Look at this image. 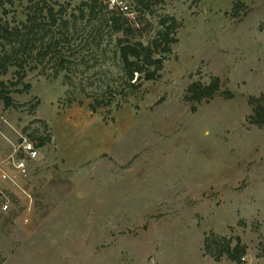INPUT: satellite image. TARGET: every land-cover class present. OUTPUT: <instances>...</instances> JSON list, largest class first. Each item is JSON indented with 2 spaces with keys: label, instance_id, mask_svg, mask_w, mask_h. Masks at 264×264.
I'll return each instance as SVG.
<instances>
[{
  "label": "rangeland",
  "instance_id": "obj_1",
  "mask_svg": "<svg viewBox=\"0 0 264 264\" xmlns=\"http://www.w3.org/2000/svg\"><path fill=\"white\" fill-rule=\"evenodd\" d=\"M38 1L0 0V18L24 23ZM44 1L70 20L69 63L58 69L54 55L34 51L22 82L17 67L0 75V166L14 176L0 193V264H235L205 254L211 235L240 239L243 263L264 264V128L250 124L248 103L264 101V0H120L127 15L99 0L134 42H151L163 16L180 27L159 79L96 111L98 95L124 86L122 36L74 23L89 0ZM213 77L233 98L192 112L188 86ZM40 137L48 141L37 147ZM23 139L39 157L20 175Z\"/></svg>",
  "mask_w": 264,
  "mask_h": 264
},
{
  "label": "trees",
  "instance_id": "obj_2",
  "mask_svg": "<svg viewBox=\"0 0 264 264\" xmlns=\"http://www.w3.org/2000/svg\"><path fill=\"white\" fill-rule=\"evenodd\" d=\"M153 1L155 4H160L165 0ZM7 2L12 3V0H7ZM102 2L89 0L83 4L86 10H82L80 16H73L72 18L75 20L74 23L76 20L85 19L89 24L95 23V26H104L107 29L106 34L111 36V39L117 34L122 36L115 39L114 49L122 64L124 86L120 90L109 88L103 94L98 95L91 105L93 111L99 107L109 106L112 103L111 99H113L109 98V95H118L122 99H126L128 95L139 90L144 81L159 79L164 62L172 53V46L178 42L176 31L180 27L174 17L163 16L159 20L160 30L151 42L148 44L134 42L129 38L132 29L127 20L116 16L107 17V14L103 13L107 8L102 5ZM140 2L142 3V1ZM145 7L148 5L145 4ZM243 7L242 3H236L234 6L235 13H238ZM28 9L26 21L16 26H10L0 18V75L6 74L11 67H17L20 69L17 72L20 82L25 75L22 69L34 51L36 58L40 61L54 55V58L50 57L56 61L58 69L65 68L69 63L61 50L62 45L68 42L67 32L70 26V20L63 17L65 11L63 9L56 11L54 7L47 6L44 0L33 3ZM3 15H8L6 9H3ZM98 26L96 33L100 35ZM54 27L59 31L58 35L60 36L58 38L53 35ZM0 85L3 87V84ZM25 87L27 89L29 86L25 85ZM218 94L228 100L233 98L230 92H221L220 79L213 77L208 84L201 82L190 84L185 100L193 104L191 111L196 112L197 105L213 99ZM1 99L7 106L12 103L7 93L2 92ZM248 103L252 106V115L249 117L250 124L260 129L264 128L263 99L250 97ZM47 141L48 138L40 137L36 146L42 147ZM246 251L247 248L240 239L236 240L234 246H232V240L216 235L206 237L204 241L205 254L209 255L215 262H220L223 257H226L235 264H244L243 258Z\"/></svg>",
  "mask_w": 264,
  "mask_h": 264
},
{
  "label": "built area",
  "instance_id": "obj_3",
  "mask_svg": "<svg viewBox=\"0 0 264 264\" xmlns=\"http://www.w3.org/2000/svg\"><path fill=\"white\" fill-rule=\"evenodd\" d=\"M105 4L110 8L118 9L123 14H129L128 6L122 3L120 0H103ZM39 157V150L36 146L23 139L19 146L17 154L13 157L14 170L20 174L24 175L27 172V161H34ZM14 183V176L0 166V193L7 189L10 184ZM9 204L4 202L2 204V210L7 211Z\"/></svg>",
  "mask_w": 264,
  "mask_h": 264
}]
</instances>
